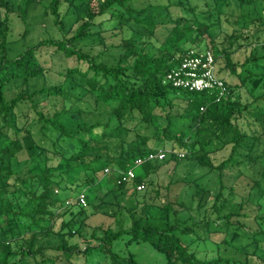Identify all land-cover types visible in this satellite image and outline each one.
Masks as SVG:
<instances>
[{
    "label": "trees",
    "instance_id": "trees-1",
    "mask_svg": "<svg viewBox=\"0 0 264 264\" xmlns=\"http://www.w3.org/2000/svg\"><path fill=\"white\" fill-rule=\"evenodd\" d=\"M222 1L50 0V36L11 56L8 13L23 21L25 36L30 0L17 7L0 0V264H147L130 251H115L123 235L127 244L148 242L165 264H264V93L254 95L253 104L238 103L217 63L221 52L231 76L242 82L264 76V53L251 50V57L232 61L224 47L238 36L247 40L246 24L260 22L252 28L259 39L255 32L264 29V17L254 16V0H235L236 15L222 14ZM239 19L240 34L225 33L219 46L223 20ZM191 49L213 53L229 89L225 98L165 81ZM258 67L262 72L254 71ZM50 75L59 80L47 83ZM72 78L85 90V105L67 99ZM159 150L166 163L186 159L204 168L191 178L189 205L179 200L177 209L167 200L139 206L143 194L136 186L145 185L153 161L136 166L134 160ZM128 169L135 177L118 182ZM228 170L234 177L225 181ZM78 185L85 186L86 208L77 202L79 193L70 198ZM108 195L117 207L113 213L103 210L112 204ZM75 205L83 215L67 235L76 240L58 232L60 241L37 244L54 218ZM185 210L198 219L182 224ZM97 213L112 217L115 227L88 223ZM208 231L222 234L216 243L224 247L209 257L189 250L176 234L210 239ZM77 239L88 243L79 246Z\"/></svg>",
    "mask_w": 264,
    "mask_h": 264
},
{
    "label": "rangeland",
    "instance_id": "rangeland-1",
    "mask_svg": "<svg viewBox=\"0 0 264 264\" xmlns=\"http://www.w3.org/2000/svg\"><path fill=\"white\" fill-rule=\"evenodd\" d=\"M50 0H30L29 11L27 15V23H28V30L26 31L25 36H22V33L25 28V24L21 19L18 18L14 13H8V22H10V29L8 31V49L11 56L16 55L19 53L26 45L33 44L37 40H41L43 38H48L50 36L52 24L51 19L52 17L46 12L47 6ZM14 7H17L18 4H22L24 0H11ZM222 14L225 13H234L235 15L238 13V7L235 0H224L220 4ZM254 7L257 16L258 14L260 17H264V0H254ZM247 8V7H246ZM61 12L64 11V6L61 8ZM4 10L0 8V20L4 17ZM230 18V17H229ZM242 21L243 19H239L238 22H226L223 20L222 28L223 32L219 33L216 41L220 42L221 44L225 36L232 34L234 31H237L239 34L242 30ZM255 22V21H254ZM260 22H255V25L252 28H258ZM262 23V22H261ZM258 24V25H257ZM248 27L247 30L250 32L248 33L249 36L247 40H244L241 36L233 38L231 43L226 42L224 43V47L229 51L230 57L232 61H240L242 62L245 57H251L250 51L255 50L254 54L262 55L264 53V29L258 30L257 33L259 35V39L257 36L252 35L253 29L249 28L250 24H246ZM251 33V34H250ZM55 34V33H53ZM57 34V33H56ZM58 35V34H57ZM257 39V40H256ZM239 42V44H236ZM89 42H81L79 43L80 46L85 47L86 45H90ZM86 48V47H85ZM220 48V47H219ZM257 50V51H256ZM56 60V58H55ZM60 60H56V64L59 63ZM217 63L220 69H225L224 76L231 83L232 94L231 97L234 100H237L238 103H249L253 104V97L257 94L264 93V76L260 77L257 82H252L247 80L242 82L241 79L237 76H231L229 73V69L225 66L226 59L221 52L218 54ZM55 64V63H54ZM69 64V62H68ZM264 66V62H262ZM227 68V69H226ZM256 72H262L261 68H253ZM59 80V77L56 75H50L48 77L47 83H54ZM78 78H72L66 80V90L68 93L67 99H69V103H74L79 105L81 102L83 105L84 99L82 97L85 94V90L83 89L82 85L79 84ZM42 82V79L36 81V85H39ZM70 82V85L69 83ZM82 105V106H83ZM69 106V104L67 105ZM226 155L223 153L222 156ZM220 157V154L216 155ZM152 167L148 169L147 178L145 182V187L139 191L142 193L143 196H140L141 202L139 206L148 204L149 207L154 205L153 203L162 204L169 200L171 205L174 208L180 209L179 204L177 201L183 200L186 205H189L190 201V184L191 178L198 176L204 168L196 167L193 165L192 162L187 161L186 159L180 160L178 163L174 161H170L166 163L163 160L160 161H153ZM136 171L138 173L143 172V168L137 167ZM212 176V188L215 190L218 184L216 173H213ZM225 181L230 180L234 177V173L230 172L229 170L226 172ZM186 178V179H185ZM54 190L57 192L58 187H55ZM85 186L78 185L72 187L70 189V193L74 196L70 197L71 199H75L78 193L84 192L86 193ZM105 190V189H104ZM155 190L159 191V196H155ZM106 200L111 201L112 204L106 205L103 207V210L109 211L110 213L115 212L116 205L112 195H108L105 197ZM86 208V206H84ZM80 207L78 205L72 206L68 208L64 213H60L59 216H56L51 224V231L50 234L47 236L39 235L37 239L38 243H44L49 240V243L60 241V237L57 236V233H64V237L69 239V241L73 242L76 240L75 234L72 233V236H68V230H72L70 228H74L73 224L79 222L80 216L83 213L79 212ZM153 209V208H152ZM117 212V211H116ZM184 213L186 214L183 216L184 218L187 216L185 221H180L182 224H189L193 220H197L199 217L198 213L192 214L191 219L188 218V212L185 210ZM82 214V215H81ZM183 214V213H182ZM181 214V215H182ZM123 218L126 219L125 213L118 214ZM112 217H105L99 213L91 216L87 219V222L90 224H99L101 222H109L113 227H115L114 222L112 221ZM173 220V215L169 214V221ZM248 224L252 223L251 218L247 219ZM128 223H126L127 225ZM202 234L201 228H198V234ZM176 234L180 237V239L188 246V249L194 251L199 256L209 257L212 254H215L217 251L222 250L224 247L221 244H217V239H222V234L216 231H208L205 234H212L210 239H204L199 235H192V234H184L180 232H176ZM128 239L127 235H123L119 239L115 240L114 242V249L117 252H127L130 251L135 254L136 259L139 262H144L147 264H165V258L162 253L154 249L148 242H132L130 244L126 243ZM79 246H84L88 243L86 240L77 239ZM51 254V253H50ZM1 257V254H0ZM78 264H82L81 260H78Z\"/></svg>",
    "mask_w": 264,
    "mask_h": 264
},
{
    "label": "built area",
    "instance_id": "built-area-1",
    "mask_svg": "<svg viewBox=\"0 0 264 264\" xmlns=\"http://www.w3.org/2000/svg\"><path fill=\"white\" fill-rule=\"evenodd\" d=\"M165 81L171 83L174 87L188 91H213L216 100H221L229 94L226 83L217 74V63L210 50L191 49L187 51L179 63L167 71ZM165 154L166 153L160 150L156 152H147L143 156L136 157L134 164L137 166L144 161H160L165 158ZM134 177V170L128 169L121 174L118 182L128 181ZM144 187L145 185L140 183L136 186V190L140 191ZM77 202L81 206H86L84 192L78 194ZM68 203L69 202H66V204Z\"/></svg>",
    "mask_w": 264,
    "mask_h": 264
}]
</instances>
